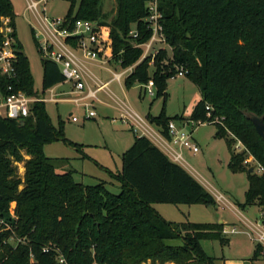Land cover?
Segmentation results:
<instances>
[{"label": "trees", "instance_id": "1", "mask_svg": "<svg viewBox=\"0 0 264 264\" xmlns=\"http://www.w3.org/2000/svg\"><path fill=\"white\" fill-rule=\"evenodd\" d=\"M66 1L70 8L62 28L72 29L79 20L96 23L104 46L100 57L133 68L125 80L128 89L153 80L156 96L166 104L168 80L184 72L200 94L184 120L217 127L215 137L224 139L230 152L229 170L247 174L249 189L240 207L257 205L264 213V171L250 174L244 155L233 149L240 141L264 170V139L250 121L251 115L264 118V0H157L159 24L172 57L166 49L144 57L143 45L153 35L148 4L154 0H117L111 22L104 20L101 0ZM1 18L11 19L17 77L0 73V92L10 95L12 86L14 92L36 96L11 0H0ZM3 41L0 33V45ZM35 43L39 50L37 39ZM42 66V93L65 82L55 62L42 57ZM147 119L166 138L170 122L183 121L168 117L165 107L158 117ZM24 121L22 126L0 117V264H60V258L65 264H216L218 259L206 253L202 242L230 245L225 224L170 222L153 207L217 208V200L149 138L136 137L122 156L121 172L108 171L120 185L116 194L103 181L78 182L76 171H59L58 165L68 160L46 156V145L63 142L91 159L83 145L66 137L63 121L52 123L46 103H35ZM13 203L15 220H10ZM262 256L258 245L255 259Z\"/></svg>", "mask_w": 264, "mask_h": 264}, {"label": "rangeland", "instance_id": "2", "mask_svg": "<svg viewBox=\"0 0 264 264\" xmlns=\"http://www.w3.org/2000/svg\"><path fill=\"white\" fill-rule=\"evenodd\" d=\"M29 1L15 0L16 10L19 13L16 21L17 33L23 45L24 52L30 61L31 71L35 81V90H41L43 85L42 56L37 49L35 39L41 41L48 35L46 25L42 18L47 17L50 22L57 19L63 20L69 11L70 3L66 0H48L45 6L39 7V14H36L27 10ZM101 5L102 14L105 17L104 20L111 22L116 15L117 0H101ZM44 8L46 10L45 13H43ZM143 49L144 55L146 56L160 49H166L170 57L173 55L172 49L165 42L155 44L148 52L147 48L144 47ZM97 60L102 61L100 57ZM98 71L99 75L106 81L113 78L115 74L124 73L126 70L119 63L113 61L111 64L107 63L104 67L99 68ZM153 71L154 67L151 66V73ZM125 78L126 76L123 78L122 83H124ZM109 89L114 92L117 98L111 97L108 94L107 87L104 88L97 97L109 104V106L97 102V110L93 109L97 117L91 120L84 119L85 109L74 103H46V110L52 123L57 126L60 120L63 121L66 137L75 143L83 145V152L92 160L80 158L81 156L83 157L81 153L63 142L46 145L44 147V153L50 158L68 160L69 170L79 171V174L76 175L78 182H83L86 185H96L100 181H108V189L117 194L120 192V185L111 179L108 173V171H115L121 165L118 153L119 147L117 145L125 139L130 141L134 140L136 132L141 134V131H132L131 127L123 122V117L126 116V113L121 103H119L120 100H127L142 117L149 113L153 116H158L165 107L168 117L174 118L180 116L183 121L189 122L184 119L190 117L193 104L199 97V91L185 76H176L168 80V98L166 104H164L162 97L156 96V90L155 95L151 96L144 88L141 90L140 86L135 85L127 92V96H125L122 92L121 83L117 81ZM105 114L109 117L104 118ZM73 116L79 122H73ZM144 120L147 123L145 118ZM220 120L224 122V118ZM152 128L155 131L158 130L155 126ZM185 130L188 133L194 132V137L200 145V152L194 154L184 149V158L192 169L185 164L184 167L192 172L195 170L198 173V178L205 184L207 191H210L217 198L223 195L227 201H230L234 207L240 210V203L244 204L246 201L249 181L246 173L235 174L229 170L230 152L226 141L215 137L217 127L213 124L198 125L196 123L194 125H188ZM175 147L178 148V146ZM233 149L236 153L244 155L245 166L248 170L256 166L254 173L258 175L263 173L258 170L260 164L249 155L246 147L240 141H236L233 144ZM58 166L61 168L60 164ZM19 172L21 176L24 175L23 165H19ZM82 173L85 176H82ZM153 207L166 220L172 222H184L185 219L182 213L188 209L186 205L171 204H158ZM14 208L15 204L13 203L11 204L12 212L8 215V219L10 220H15ZM193 209L200 211L198 216H195L194 213L192 215L193 220H196L198 223H220L217 219L220 216L230 224V227L233 224L239 227L244 224L242 217L238 213L235 214L231 206H225V201L224 203L220 202L219 208L198 207ZM260 213V209L254 206H249L248 211H246L247 217L253 221L263 219V214L260 216ZM258 222L260 223V221ZM3 224L4 221L0 220V225ZM226 235L228 236V234ZM232 237L235 239L237 237L242 238L243 235ZM11 243L15 245L13 241ZM202 244L210 256H219L222 252L221 246L217 242L204 241ZM228 252L229 250L224 249V253ZM233 252L235 253V251ZM261 264H264V262Z\"/></svg>", "mask_w": 264, "mask_h": 264}, {"label": "built area", "instance_id": "3", "mask_svg": "<svg viewBox=\"0 0 264 264\" xmlns=\"http://www.w3.org/2000/svg\"><path fill=\"white\" fill-rule=\"evenodd\" d=\"M47 2L48 0H30L27 5V10L39 14V7L45 6ZM157 3V0H154L148 4L150 11L149 22L152 23L153 35L150 41L143 45V48H147V52L150 51L155 44L165 42V37L162 33L163 28L159 24L161 14L158 11ZM45 12L46 10L44 8L43 13ZM42 19L48 33L43 40L39 41V50L42 57L59 65L65 78V83H71L74 87V92L78 95H82L74 98L72 102L77 106H84L86 108V119L95 118L97 114L92 109V104L85 101L90 98L96 99L97 92L106 88L107 85L102 84L98 86L96 90L86 93V82L77 58L74 55V47L70 46L68 40H72L75 43V49L82 51L86 59H98V57H100L99 52L104 49V46L97 36V24L91 21L79 20L75 22L72 29H68L62 28L64 19H57L53 22H50L47 17H43ZM10 24V18L0 19V33L4 37V41L2 45H0V73L8 79H15L17 77L15 70L17 55L14 46L15 41L11 36L13 28ZM95 47L98 49L94 50ZM156 53L157 51L150 55L155 56ZM144 57H146V55H144ZM132 70L133 68H130L123 74L115 76V78L119 79L122 75L132 72ZM178 76H184V72L181 71ZM8 90L11 92L8 96H4L0 92V117L16 121H24L29 118L31 115V108L35 103H58L65 101V99H60L64 94H57L53 89L48 90L49 96L43 94L29 96L23 91L14 92L12 86H9ZM145 90L151 96L155 95V84L153 80L145 86ZM72 120L73 122H78V119L74 116ZM130 121L135 124L136 130H141L145 124L144 119L137 114H128L123 117L124 123L128 124ZM194 124L196 123L185 122L182 127H178L174 122H170L169 124V138H166L167 145L165 150L172 161L177 164L186 165V160L182 152L184 149L194 154L200 152V146L195 143L192 133H188L185 130L188 125ZM202 124L206 123L198 122V125ZM175 146H178V149ZM258 170L259 172L264 171L261 166H258ZM218 201L224 203V196L220 195ZM257 227V241L259 243H264V221L258 222ZM232 232H235V230ZM225 233H227V231H225ZM59 263L65 264V260L60 258Z\"/></svg>", "mask_w": 264, "mask_h": 264}, {"label": "crops", "instance_id": "4", "mask_svg": "<svg viewBox=\"0 0 264 264\" xmlns=\"http://www.w3.org/2000/svg\"><path fill=\"white\" fill-rule=\"evenodd\" d=\"M12 3H13V6H14V11H15V14L16 16L18 17L19 16V13L17 12L16 10V4H15V0H11ZM41 16V15H40ZM42 18V16H41ZM16 21H17V18H16ZM16 26H17V23H16ZM19 38V37H18ZM21 42V41H20ZM70 46L71 47H74V55L76 56L77 58V61H78V64L81 68V72H82V75L84 77V80L86 82V93L88 91H94L96 90V88L102 84H106L107 86V90H108V94H110V96L112 97H116V95L114 94V92L109 89L110 86L115 83L116 81L121 83V86H122V92L125 96H127V92L131 89H128L125 85V80L126 78L130 75V73H126L124 75H122L119 79H116L115 76L117 75H121L123 73H119V74H115L113 78L109 79V80H103V78L101 77V75H99V68H102L104 67L105 65H107V63H112L114 60H112L111 58H101L102 61H98L97 59L96 60H89V59H86L83 52L78 50V49H75V45L72 43H70ZM120 65V64H119ZM130 68H127V69H124V70H128ZM126 76L125 80H124V83H122L123 81V78ZM67 85H69V87H67ZM136 86H140L141 87V90L142 88L145 89V87H143L142 85L140 84H135ZM134 85V86H135ZM133 86V87H134ZM67 87V88H66ZM55 91V93L57 94H64L60 97V99H65V101H61V102H58V103H55V104H59V103H63V102H72V100L78 96H82V95H78L74 92V87L71 83H60L58 85H56L55 87L51 88ZM50 90V89H49ZM38 92V94H43V95H46V96H49V93H48V90L45 92V93H42V89L41 90H36ZM102 90L98 91L97 94H96V97L98 96V94L101 92ZM85 93V94H86ZM200 100V94H199V97L197 98V100L195 101V103L193 104V109L196 105V103ZM85 102H88V103H91L92 104V109H95L97 110V102H100L102 103L103 105H108L106 102H104L103 100L99 99L98 97L96 99H87ZM46 103H49V102H46ZM50 103H53V102H50ZM121 105H122V108L124 109V112L126 113V115L128 114H137L139 115L140 117H142L140 115V113H138L131 105L129 102L126 101H122L120 100ZM79 107H82L85 109V117H86V108L84 106H79ZM193 109L191 110V113L193 111ZM161 114V113H160ZM159 114V115H160ZM107 114H105L104 118L105 117H109V116H106ZM148 115H152V114H146L145 116H143L142 118L146 119L147 120V123L145 122L144 126L140 129H138L139 131H141V134L139 133H135L134 135V140L130 141V140H123L121 141L117 146L119 147L118 149V153H119V158L121 160V165L119 167H117L115 169V171H112L113 173H118V172H121L122 170V166H123V161H122V156L123 154L134 144L135 142V139L136 137H141V136H145L147 138H149L158 148H160L167 156V152H166V145H167V141H166V137H164L161 133V130L159 127H157L156 125H153L151 124L147 117ZM158 115V116H159ZM153 116V115H152ZM158 116H153V117H158ZM84 117V119H86ZM97 117V116H96ZM95 117V118H96ZM123 117V116H121ZM95 118H92V119H95ZM91 120V119H90ZM145 121V120H144ZM79 122V120H78ZM174 122L178 127H182V125L186 122V121H183V122H179V121H172ZM77 123V122H75ZM129 127H131V130L134 131L136 130L135 129V124L133 122H129L128 123ZM204 125V124H202ZM157 127L158 130L155 131L152 127ZM192 136H193V139L195 141V143H197L199 145V143L197 142V140L195 139L194 137V132H192ZM70 140V139H69ZM72 141V140H71ZM73 142V141H72ZM78 144V143H77ZM200 146V145H199ZM178 149V148H177ZM77 151V150H76ZM183 152V151H182ZM80 153V152H79ZM86 154V153H85ZM184 154V153H183ZM87 155V154H86ZM81 156V155H80ZM89 157V156H88ZM169 157V156H168ZM80 158H83L82 156ZM170 158V157H169ZM84 159V158H83ZM171 159V158H170ZM172 160V159H171ZM69 162H64V163H60L61 165V168L59 171H67L69 170V166H68ZM99 166H101L100 164H98ZM180 166H182L185 170H187L195 179H197L204 187H205V184L198 178L199 175L198 173L193 170L190 171L188 168L184 167L185 165H182V164H179ZM186 165H188L186 163ZM189 166V165H188ZM103 167V166H101ZM190 167V166H189ZM191 168V167H190ZM192 169V168H191ZM76 171L77 174H79V171L78 170H74ZM82 176H85L84 173H82ZM110 176V175H109ZM111 178V177H110ZM112 179V178H111ZM103 182H106L108 183V181H103ZM110 182V181H109ZM108 185V184H107ZM206 188V187H205ZM207 189V188H206ZM210 192V191H209ZM211 193V192H210ZM212 194V193H211ZM213 195V194H212ZM215 197V199L217 200V208L220 207V202L218 201V198L217 196L213 195ZM154 205H158V204H154ZM153 205V206H154ZM241 205V203H240ZM188 206V205H186ZM225 206H231L233 209H234V213L235 214H239V216L242 217V220L244 221V224L243 226L239 227L238 225L236 224H233L232 227H230V224L224 220L222 217L218 216V220L220 221V223L222 224H225L226 225V228H225V231H227L226 234H228V237L230 239V245L229 246H226L225 248L223 246H221V244L219 242V245L221 246V254L219 256H211V257H215L216 259H218L216 261V264H261L264 262V243H259L257 241V223L258 221H262L261 219L258 220L256 219L255 221L251 220L250 218L247 217L246 215V211H248V207L245 208V209H242L241 207V211L239 209H237L236 207H234L230 201H227V199H225ZM198 207H205V208H210V207H207V206H204V205H193V206H188V209L182 213L183 217H184V222H191V223H198L196 220H193V213L195 214V216H198V213L200 212L198 209H193V208H198ZM254 207H258L260 209V216L264 213H263V210L261 207L259 206H256L254 205ZM156 209V208H155ZM158 211V210H157ZM159 212V211H158ZM160 213V212H159ZM163 216V215H162ZM164 217V216H163ZM172 222V221H170ZM184 222H175V223H184ZM231 228V230H229ZM233 230H235V232H232ZM242 238L240 237H237L236 239L232 236H242ZM204 242V241H203ZM202 242V243H203ZM209 242H212V241H209ZM258 245H260L262 248H263V256L262 257H259L257 259H255V256H256V250H257V247ZM203 246V244H202ZM204 248V247H203ZM224 249L226 250H229L228 253H224ZM205 250V249H204ZM206 251V250H205ZM235 251V253L233 252ZM233 252V253H232ZM207 253V252H206ZM208 254V253H207ZM209 255V254H208ZM147 264H150V263H147Z\"/></svg>", "mask_w": 264, "mask_h": 264}, {"label": "water", "instance_id": "5", "mask_svg": "<svg viewBox=\"0 0 264 264\" xmlns=\"http://www.w3.org/2000/svg\"><path fill=\"white\" fill-rule=\"evenodd\" d=\"M98 48L95 47L94 50H97ZM250 121L254 125V128L256 132L264 139V118L257 116V115H251L250 116ZM20 125H25V121H20ZM256 166L252 167L249 170L250 174H253L255 172Z\"/></svg>", "mask_w": 264, "mask_h": 264}]
</instances>
